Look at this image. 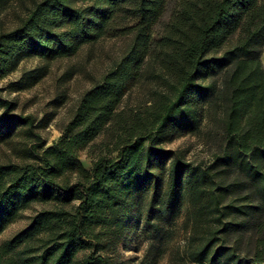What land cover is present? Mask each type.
Listing matches in <instances>:
<instances>
[{
  "label": "trees",
  "instance_id": "1",
  "mask_svg": "<svg viewBox=\"0 0 264 264\" xmlns=\"http://www.w3.org/2000/svg\"><path fill=\"white\" fill-rule=\"evenodd\" d=\"M103 38L124 48L51 145L0 96V144L20 159L0 163V235L30 211L0 241V264H123L128 230L156 242L183 209L188 261L264 264V0H33L0 31V79L26 58H69ZM133 90L138 102L123 104ZM205 121L223 144L209 164L162 147ZM94 145L87 169L78 153Z\"/></svg>",
  "mask_w": 264,
  "mask_h": 264
},
{
  "label": "rangeland",
  "instance_id": "2",
  "mask_svg": "<svg viewBox=\"0 0 264 264\" xmlns=\"http://www.w3.org/2000/svg\"><path fill=\"white\" fill-rule=\"evenodd\" d=\"M33 0H0V31L15 27L20 17L31 7ZM125 45L123 38H103L93 44H87L72 57L56 60H43L38 57L26 58L17 69L0 79V96L11 101L17 114L32 115L39 124L38 132L46 146L57 141L61 125L69 118L78 98L89 87L97 83L101 76L119 58ZM264 54V53H262ZM264 67V56L261 57ZM44 70L45 75L32 86L17 90L13 83L31 70ZM140 90H133L124 98V103L134 105L140 99ZM98 137L94 144L101 141ZM166 150L179 151L194 165H207L213 156L220 154L223 148L219 131L203 122L196 134L183 133L173 135L162 144ZM94 147H86L78 153L85 168H90L94 157ZM19 162L11 144H0V163ZM225 182L230 181L229 174L221 175ZM30 211L23 218L10 225L1 235L0 241L10 237L27 221ZM190 225L186 222V210L183 209L175 221L165 227L161 240L150 243L140 228L128 230L120 239L117 257L123 264H194L188 261L187 247ZM248 235H242L236 241L240 250H246ZM233 241V236L228 237Z\"/></svg>",
  "mask_w": 264,
  "mask_h": 264
},
{
  "label": "crops",
  "instance_id": "3",
  "mask_svg": "<svg viewBox=\"0 0 264 264\" xmlns=\"http://www.w3.org/2000/svg\"><path fill=\"white\" fill-rule=\"evenodd\" d=\"M262 56H264V54H262ZM262 56H261V57H262Z\"/></svg>",
  "mask_w": 264,
  "mask_h": 264
}]
</instances>
